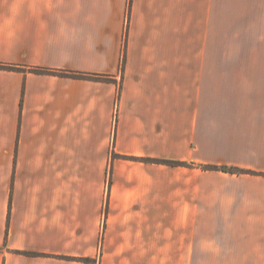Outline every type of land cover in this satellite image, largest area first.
<instances>
[{
	"label": "crops",
	"instance_id": "1",
	"mask_svg": "<svg viewBox=\"0 0 264 264\" xmlns=\"http://www.w3.org/2000/svg\"><path fill=\"white\" fill-rule=\"evenodd\" d=\"M0 65V264H264V0H0Z\"/></svg>",
	"mask_w": 264,
	"mask_h": 264
},
{
	"label": "trees",
	"instance_id": "2",
	"mask_svg": "<svg viewBox=\"0 0 264 264\" xmlns=\"http://www.w3.org/2000/svg\"><path fill=\"white\" fill-rule=\"evenodd\" d=\"M1 69H9V70H22L21 67H16V66H4V65H0ZM33 72H38V73H43V71L40 70H32ZM53 74L56 75H60V76H66V77H73V78H77V79H100L98 76H87V75H79V74H67V73H63V72H51ZM171 165H176V163H170ZM224 171H232V172H236V173H244L243 170H239V169H230V168H221Z\"/></svg>",
	"mask_w": 264,
	"mask_h": 264
}]
</instances>
